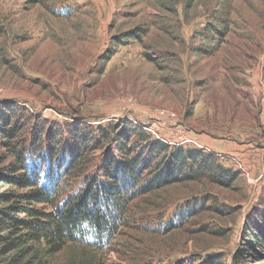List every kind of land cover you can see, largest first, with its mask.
I'll use <instances>...</instances> for the list:
<instances>
[{"label":"rangeland","instance_id":"obj_1","mask_svg":"<svg viewBox=\"0 0 264 264\" xmlns=\"http://www.w3.org/2000/svg\"><path fill=\"white\" fill-rule=\"evenodd\" d=\"M3 106L21 142L34 141L40 122L44 136L70 143L69 126L96 136L97 126L129 121L170 146L214 152L240 174L225 186L202 178L140 193L103 250L71 244L47 264L90 255L106 264H264V248L246 236L264 233V0H0ZM105 154L91 147L57 197L76 192L79 171L97 169ZM0 264L37 257L14 251Z\"/></svg>","mask_w":264,"mask_h":264},{"label":"trees","instance_id":"obj_2","mask_svg":"<svg viewBox=\"0 0 264 264\" xmlns=\"http://www.w3.org/2000/svg\"><path fill=\"white\" fill-rule=\"evenodd\" d=\"M226 33L218 29V34ZM13 116L3 106L0 141L7 156L1 153L0 161L8 163L0 170L1 255L18 251L20 257L36 256L37 264H47L49 257L71 244L103 250L140 193L202 178L225 186L240 176L224 167L214 152L170 146L129 121L97 126L96 136L69 126L70 143L58 139V133L47 131L44 136L48 128L40 122L32 133L34 141L27 143L16 140L20 129ZM91 147H106L103 161L97 169L77 170L80 190L58 198L63 178L79 169ZM246 236L256 250L264 248V233L258 228ZM87 257L84 264H106L97 256Z\"/></svg>","mask_w":264,"mask_h":264}]
</instances>
